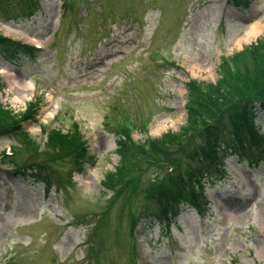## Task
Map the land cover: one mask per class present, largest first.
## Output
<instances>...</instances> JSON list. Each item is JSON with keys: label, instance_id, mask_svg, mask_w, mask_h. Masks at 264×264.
<instances>
[{"label": "rangeland", "instance_id": "1", "mask_svg": "<svg viewBox=\"0 0 264 264\" xmlns=\"http://www.w3.org/2000/svg\"><path fill=\"white\" fill-rule=\"evenodd\" d=\"M263 33L264 0H0V36L17 42L0 47V103L16 113L38 107L23 123L35 141L41 125L65 132L76 121L88 143L78 171L69 157L45 162L48 192L10 161L41 158L2 159L0 264H264V159L226 156L206 184L207 209L185 203L169 223L143 190L161 167L116 193L101 184L118 163L117 132L143 142L177 130L186 82H214L221 57ZM35 41L41 50H23ZM256 122L264 133V112ZM11 144L0 137V152Z\"/></svg>", "mask_w": 264, "mask_h": 264}, {"label": "trees", "instance_id": "2", "mask_svg": "<svg viewBox=\"0 0 264 264\" xmlns=\"http://www.w3.org/2000/svg\"><path fill=\"white\" fill-rule=\"evenodd\" d=\"M235 1L246 3V0ZM262 37L230 56L221 57L215 82L196 79L186 82L185 122L176 131H167L143 142H135L127 133L117 132L118 163L114 170L104 174L101 184L115 193L124 186L137 187L142 172L155 164L164 169L163 176H150L143 190L159 202L160 214L164 217L175 213L183 201L203 212L207 204L203 195L204 178L212 179L213 172H221L224 154L248 155L255 162L264 158V137H259L253 126L257 112L264 110V34ZM16 43L0 36L1 48ZM21 46L28 52L27 45ZM32 112L31 102L21 113L0 103V136L14 138L17 143L14 152L41 158L40 162L33 163H22L13 157L10 161L16 173L29 171L27 174L33 179L44 180L48 191L51 180L44 177L45 162L69 157L79 170L87 161V141L73 125L65 132L59 128L50 130L41 145L18 123ZM188 159L190 167L183 168L181 163ZM170 165H173L171 169Z\"/></svg>", "mask_w": 264, "mask_h": 264}, {"label": "bare ground", "instance_id": "3", "mask_svg": "<svg viewBox=\"0 0 264 264\" xmlns=\"http://www.w3.org/2000/svg\"><path fill=\"white\" fill-rule=\"evenodd\" d=\"M260 28H261V24H260V23H256V24H254L253 26H251V27L248 29V31L246 32V37H247V39L256 36V35L258 34Z\"/></svg>", "mask_w": 264, "mask_h": 264}]
</instances>
